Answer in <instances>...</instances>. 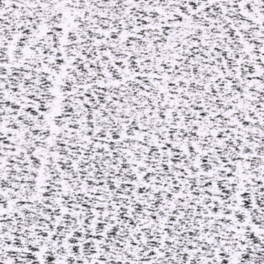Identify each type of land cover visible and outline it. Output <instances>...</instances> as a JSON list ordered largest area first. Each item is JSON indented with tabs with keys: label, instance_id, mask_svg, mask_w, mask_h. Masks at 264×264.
Returning <instances> with one entry per match:
<instances>
[{
	"label": "snow or ice",
	"instance_id": "6c2138e0",
	"mask_svg": "<svg viewBox=\"0 0 264 264\" xmlns=\"http://www.w3.org/2000/svg\"><path fill=\"white\" fill-rule=\"evenodd\" d=\"M0 264H264V0H0Z\"/></svg>",
	"mask_w": 264,
	"mask_h": 264
}]
</instances>
